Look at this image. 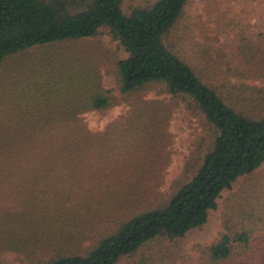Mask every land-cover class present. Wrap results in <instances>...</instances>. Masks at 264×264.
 <instances>
[{"label":"trees","instance_id":"1","mask_svg":"<svg viewBox=\"0 0 264 264\" xmlns=\"http://www.w3.org/2000/svg\"><path fill=\"white\" fill-rule=\"evenodd\" d=\"M187 1L155 0L126 10L123 0H0V157L12 158H0V255L19 252L31 264H117L158 236L183 237L202 227L221 193L264 163V116L229 102L171 40ZM101 32L126 53L116 72L127 100L159 83L191 100L216 134L196 173L164 204L122 220L84 248L102 213L113 215L142 197L139 180L119 179L112 169L118 160L82 118L114 101L97 66L72 46ZM145 120L135 111L126 123L150 129ZM145 156L128 158L131 170L144 171ZM112 173L118 180L109 179ZM107 184L117 190L104 191ZM81 213L80 223L74 216ZM248 233H223L211 256L228 258L248 242Z\"/></svg>","mask_w":264,"mask_h":264},{"label":"rangeland","instance_id":"2","mask_svg":"<svg viewBox=\"0 0 264 264\" xmlns=\"http://www.w3.org/2000/svg\"><path fill=\"white\" fill-rule=\"evenodd\" d=\"M153 1L123 0V4L129 10ZM263 1L188 0L170 34L176 50L205 82L254 116H264ZM72 46L80 51L82 58L97 66L100 85L114 95L110 107L88 109L82 118L91 131L101 134L103 150L109 158L118 160L112 169L120 172L119 179L137 178L136 190L142 195L135 204L127 203L125 209L113 215L102 213V218L88 229L89 238L83 242V247L88 248L115 230L122 220L164 204L196 173L216 132L191 100L164 92L159 83L148 84L127 100L116 72V61L126 53L107 32L73 42ZM135 111L144 112L147 125L152 123L150 129L139 131L126 123ZM141 154L146 155L148 164L144 171L135 173L129 167L135 163L128 158ZM0 158L12 159L6 154ZM109 179L118 180L114 173ZM104 187L107 192L117 190L110 184ZM102 196L103 200L108 198L105 192ZM86 210L83 208L82 213ZM82 213L75 214V220L79 221ZM242 230L249 232L247 243L237 245L226 259L216 260L211 256L210 246L223 233ZM0 257L3 264H31L24 254L12 250L4 251ZM117 264H264V163L221 193L217 208L210 211L202 227L189 230L183 237L158 236Z\"/></svg>","mask_w":264,"mask_h":264}]
</instances>
